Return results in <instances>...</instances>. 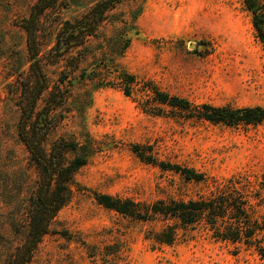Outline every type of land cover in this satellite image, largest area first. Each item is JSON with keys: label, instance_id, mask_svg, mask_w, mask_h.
<instances>
[{"label": "rangeland", "instance_id": "obj_1", "mask_svg": "<svg viewBox=\"0 0 264 264\" xmlns=\"http://www.w3.org/2000/svg\"><path fill=\"white\" fill-rule=\"evenodd\" d=\"M97 1L58 0L40 19L38 60L46 85L36 111L53 106L45 146L80 143L88 162L28 264H264L258 246L220 241L203 222L142 221L96 200L107 195L146 207L198 199L236 176L259 190L264 125L213 124L161 105L151 113L155 103L143 94L153 88L193 105L264 107V48L243 1L122 0L86 47L72 51L82 57L78 64L69 54L56 56L52 48L64 22ZM35 2L0 0V264L23 242L36 188L37 171L16 132L18 88L31 80L22 20ZM123 73L135 80L128 96L118 81ZM167 166L191 169L206 182ZM167 226L177 228L170 245L156 241Z\"/></svg>", "mask_w": 264, "mask_h": 264}, {"label": "trees", "instance_id": "obj_2", "mask_svg": "<svg viewBox=\"0 0 264 264\" xmlns=\"http://www.w3.org/2000/svg\"><path fill=\"white\" fill-rule=\"evenodd\" d=\"M57 1L36 0L29 15L22 20V28L26 33L31 80L24 79L26 83L18 88L20 104L16 132L28 154L29 161L37 171V180L36 188L28 198L23 242L14 249L13 253L11 252L7 264L30 262L37 244L48 233L51 221L68 202L69 188L75 174L88 162V155L82 152L80 143L61 140L46 147V135L52 128L50 113L53 106L52 104L46 106L44 113L36 111V104L46 85L38 60L37 32L41 16ZM121 1L99 0L79 18L64 22L52 48L55 55L64 57L69 54L70 61L78 64L82 57H73L72 51L79 53L80 50L78 51L77 48L86 47V42L95 36L99 26L106 20L107 12L114 9ZM242 1L251 16V24L256 36L264 48V4L261 0ZM129 43L130 40L127 39L122 48L124 51ZM118 79L123 82L124 94L130 95L131 86L135 85L133 76L123 73ZM143 94L155 103L153 107L147 108L151 113L161 105L186 113L190 119L213 124L229 127L264 125L263 106L193 105L183 98L169 96L153 88L143 91ZM145 103L147 104L148 101L142 104ZM68 153L72 154L71 158L66 157ZM150 163L155 164V160H151ZM161 167L166 166L161 164ZM167 167H172L171 169L182 174L187 180L206 182L204 175L191 169H181L179 166ZM255 183L245 176H236L217 186L209 196L189 200L160 201L146 207L131 199L107 195L98 196L96 200L106 209L142 221H152L157 216H162L174 219L184 227L203 222L213 230L215 237L220 241L243 246H258L257 252L264 258V197L260 195L264 191V180L259 184V190H256ZM176 233L177 228L167 226L156 235V241L170 245L174 242Z\"/></svg>", "mask_w": 264, "mask_h": 264}, {"label": "water", "instance_id": "obj_3", "mask_svg": "<svg viewBox=\"0 0 264 264\" xmlns=\"http://www.w3.org/2000/svg\"><path fill=\"white\" fill-rule=\"evenodd\" d=\"M190 48H191V49H194V48H195V46H194V45H191V46H190Z\"/></svg>", "mask_w": 264, "mask_h": 264}]
</instances>
